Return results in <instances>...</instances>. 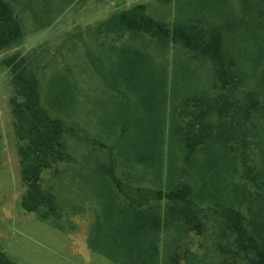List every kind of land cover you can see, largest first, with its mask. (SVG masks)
<instances>
[{"label":"trees","instance_id":"1","mask_svg":"<svg viewBox=\"0 0 264 264\" xmlns=\"http://www.w3.org/2000/svg\"><path fill=\"white\" fill-rule=\"evenodd\" d=\"M28 1L33 4L34 0ZM54 1L43 0L41 11L32 12L38 23L43 18L49 21L45 14L56 10ZM239 1L245 5V15L232 26L244 19L263 46L264 0ZM31 3L0 0V49L22 37L23 16L32 10ZM203 22L205 18L177 19L172 25L148 13L146 4H138L99 23L94 29L95 50L85 43L87 51L80 53L96 68L103 63L111 67L99 73L111 95L108 105L116 106L101 119L112 143L83 152L75 179L81 178V189L92 191L96 200L90 246L116 264L190 262L185 236L204 234L203 212L219 216L221 227L214 242L217 264H264V72L255 75L250 87L245 86L230 65L234 60L227 46L229 34L222 25L208 28ZM166 48L177 49L179 62L183 54L185 71L191 68L192 58L211 59L215 100L185 87L169 93L167 65L162 64L159 73L147 67L155 62L149 49L161 57ZM33 57L14 53L3 62L13 73L14 133L21 143V177L27 185L21 205L43 220L60 222L59 196L54 188L45 187L43 175L51 171L60 178L61 164L75 161L67 135L79 128L74 120L78 114L71 106L60 109L67 103L63 100L53 99L49 107L43 104L42 65H37L38 55ZM168 101L173 106L170 114L176 115L179 107L183 110L180 127L177 116L171 127L166 124ZM133 107L142 114H133ZM166 130L178 137L183 149V160L179 157L177 162L183 180L174 183L165 182L162 175ZM172 159L177 160L171 155ZM132 161L134 174L126 170ZM196 163L201 165L202 181L210 176L201 189L190 177ZM83 198L81 211L88 207ZM174 226L183 232V245L164 255L162 235ZM0 264L14 263L0 250Z\"/></svg>","mask_w":264,"mask_h":264},{"label":"rangeland","instance_id":"2","mask_svg":"<svg viewBox=\"0 0 264 264\" xmlns=\"http://www.w3.org/2000/svg\"><path fill=\"white\" fill-rule=\"evenodd\" d=\"M10 1L15 5L31 3L28 0ZM207 1L208 3L202 4V0H73V2L55 0L56 10L52 11V14H45L49 21L43 18L40 23L37 15L35 17L32 12L41 11L43 0H34L32 5H28L32 10L23 16L22 37L10 46L0 49V250L14 264H116L106 256L93 251L90 246L91 228L97 221V208L93 206L96 200L92 191L81 189V178L75 179V170L79 173L76 168L80 166L83 152H92L95 148L101 150L100 145L112 143L108 138L111 133L103 123L101 124V119L107 118V113L115 110L116 106L108 105L111 95L103 87L102 74L99 73L100 69L108 71L111 67L103 63L96 68L80 54L87 51L85 43L95 50L94 29L99 23L114 13L138 4H146L148 13L172 25L177 19L189 22L205 18L206 22L203 23L208 28L222 25L225 34H229L230 43L227 46L234 60L230 65H233L234 73L243 79L245 86L250 87L255 75L264 72V45L260 43L262 39L258 38L259 34L251 32L244 25V19L238 26H232L233 22L245 15V5L242 1L223 0L221 4H215L214 0ZM149 52L155 57V65L147 63L149 69L159 73L161 65H167L165 84L169 93L172 94L174 88L183 90L185 87L187 91L193 90L198 95L208 96L211 100L216 99L218 95L213 88L214 63L210 61L211 59L192 58L191 68L185 71L183 69L185 57L181 54L180 62L177 61V49L166 48L161 52V57L158 56L157 50L153 52L149 49ZM14 53L30 56L31 59L38 55L37 65H42L40 68L42 100L46 107L51 104L53 106V99L63 100L67 103L59 105L60 109L71 106L78 114L74 120L79 128L67 135L75 161L61 164L60 178L51 171L43 175L45 187L54 188L56 195L59 196L58 204L63 211L60 222L52 219L43 220L39 214L29 213L21 205L27 185L21 177L18 154L21 143L14 133L15 119L11 106V98L14 95L13 73L11 68L3 63ZM168 104L166 124L171 127L177 116V126L180 127L183 122V110L179 107L177 114L172 115L170 113L173 106L170 105V101ZM133 109H136L130 110L133 114L134 112L138 116L142 114L140 108ZM182 150L178 137L170 135L166 130L164 135L166 162L162 167L165 182L167 179L173 183L183 180V169L177 166L179 157L183 160ZM171 155L177 159L175 162L171 160ZM132 162H127L126 170L130 174L134 168ZM171 163H175V166L170 167ZM178 168L180 170L177 172ZM193 169L191 182L196 188L201 189V183L204 180L206 183L210 176H203L202 181L198 174L201 169L199 163H196ZM213 183L211 180L210 188L213 187ZM83 196V203L88 207L87 210L81 211ZM203 214L206 230L204 234L192 232L190 236H185V240H191H188L191 261L183 259L180 264L218 262L219 252L216 251L214 242L221 227L219 216L212 212ZM183 240V232L177 226L171 231H165L160 243L164 255L176 246L183 245ZM197 257L200 258L195 260Z\"/></svg>","mask_w":264,"mask_h":264}]
</instances>
